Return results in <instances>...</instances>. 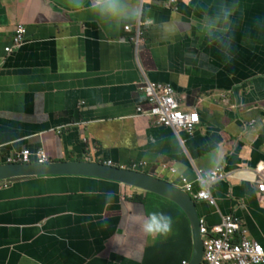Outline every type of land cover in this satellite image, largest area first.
<instances>
[{
	"label": "crops",
	"instance_id": "crops-1",
	"mask_svg": "<svg viewBox=\"0 0 264 264\" xmlns=\"http://www.w3.org/2000/svg\"><path fill=\"white\" fill-rule=\"evenodd\" d=\"M90 2L0 0V165L42 150L45 163L111 162L181 189L187 178L195 192L199 172L221 167L232 175L210 185L216 206L196 202L201 219L213 227L234 214L264 247V0H149L119 28L99 25ZM224 3L235 5L231 59L196 28ZM173 19L177 35L161 40L156 25ZM19 24L25 42L7 53ZM144 80L171 85L182 111L198 114L193 134L136 115L149 109ZM151 213L171 219L165 234L145 236ZM193 255L186 215L155 194L82 176L0 183V264H190Z\"/></svg>",
	"mask_w": 264,
	"mask_h": 264
},
{
	"label": "built area",
	"instance_id": "built-area-1",
	"mask_svg": "<svg viewBox=\"0 0 264 264\" xmlns=\"http://www.w3.org/2000/svg\"><path fill=\"white\" fill-rule=\"evenodd\" d=\"M149 0H140L144 5ZM126 31L130 28L126 27ZM26 27L17 25L13 37L12 46L6 49L10 53L13 49L19 48L25 42ZM139 30L136 37V47L139 46ZM134 40V39H133ZM143 91L145 93L149 109H136L138 117H148L159 126L172 128L175 133L186 131L193 134L200 124L198 114L186 113L182 111L180 101L177 98L176 90L168 84L151 83L144 80ZM45 163L46 155L44 151H37L35 154L29 150H22L11 157L5 158L2 164H30ZM108 165H112L108 162ZM145 166V163L135 164L134 169ZM172 173H176L173 169ZM199 182L205 186L195 192L194 185L187 178L182 177V189L189 193L195 202H206L216 206V199L210 192V185L228 180L232 173L223 168H217L208 175L206 180H201L202 173H198ZM258 190L264 194V176L258 182ZM200 230L204 239V258L201 264H264V247L255 239L250 237L248 229L243 220L230 214L223 218L222 223L209 227L204 219L200 220Z\"/></svg>",
	"mask_w": 264,
	"mask_h": 264
},
{
	"label": "water",
	"instance_id": "water-1",
	"mask_svg": "<svg viewBox=\"0 0 264 264\" xmlns=\"http://www.w3.org/2000/svg\"><path fill=\"white\" fill-rule=\"evenodd\" d=\"M39 176H82L99 178L124 184L155 194L178 205L190 222L194 255L190 264H201L204 258V239L200 230L197 203L183 189L145 172L95 162H48L30 164H1L0 183L27 177Z\"/></svg>",
	"mask_w": 264,
	"mask_h": 264
},
{
	"label": "clouds",
	"instance_id": "clouds-1",
	"mask_svg": "<svg viewBox=\"0 0 264 264\" xmlns=\"http://www.w3.org/2000/svg\"><path fill=\"white\" fill-rule=\"evenodd\" d=\"M88 8L99 25L113 28L133 24L142 15L139 0H91ZM234 8V4H221L214 11L201 15L196 21V28L201 36L228 59H231L232 33L235 26ZM156 31L161 40H169L178 33L177 20L160 21L156 25ZM206 179V176L201 175V180ZM112 200L113 194L106 193L105 204H110ZM170 224L171 219L167 215L151 213L146 217L141 228L145 236H155L165 234Z\"/></svg>",
	"mask_w": 264,
	"mask_h": 264
}]
</instances>
